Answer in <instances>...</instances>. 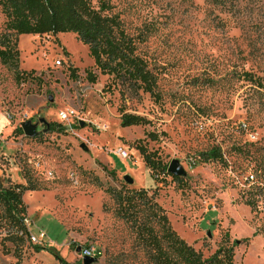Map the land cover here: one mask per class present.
Wrapping results in <instances>:
<instances>
[{
	"label": "rangeland",
	"instance_id": "374dc122",
	"mask_svg": "<svg viewBox=\"0 0 264 264\" xmlns=\"http://www.w3.org/2000/svg\"><path fill=\"white\" fill-rule=\"evenodd\" d=\"M104 1L155 77L154 95L103 74L75 33L14 36L18 69L0 59V187H28L27 175L36 189L22 197L28 235L0 205V264H60L34 251L30 234L42 232L41 246L69 264H83L77 249L88 246L103 252L95 264H154L111 195L141 189L204 258L239 241L235 264H264V0ZM8 34L0 6V49ZM124 114L147 123L123 127ZM28 121L35 138L17 131ZM141 146L186 175H153ZM213 150L222 157L206 160Z\"/></svg>",
	"mask_w": 264,
	"mask_h": 264
},
{
	"label": "trees",
	"instance_id": "16d2710c",
	"mask_svg": "<svg viewBox=\"0 0 264 264\" xmlns=\"http://www.w3.org/2000/svg\"><path fill=\"white\" fill-rule=\"evenodd\" d=\"M94 1L0 0L10 32L2 42L1 61L18 69L20 51L15 35L55 36L75 33L79 41L89 47L96 67L103 74L127 80L135 87L154 95L156 79L148 70L146 62L136 55L134 40L125 32L117 15L107 14L111 10L107 2L98 0V6H95ZM87 77L91 83H96L97 78L91 72L87 73ZM121 121L123 127L147 123L144 118L130 114H124ZM47 127L52 132H56L57 127L61 131L65 129L58 124H48ZM17 131L23 134L21 128ZM140 152L153 175L160 172L168 174V167L156 160L147 148L141 146ZM206 157V160H213L222 156L219 150H213ZM25 179L30 186L0 187V205L6 207V212L1 217L11 219L10 223H14L17 233H22L21 237L28 235L24 223L27 212L22 197L26 191L36 189L27 175ZM111 195L118 205V217L133 224L141 243L152 250L150 256L154 264H235L234 247L239 241H235L233 246H221L211 256L204 258L172 229L165 211L148 196L145 189L114 190ZM141 214L145 217L144 221L140 218ZM34 251L47 252L60 264H69L53 246L34 245Z\"/></svg>",
	"mask_w": 264,
	"mask_h": 264
},
{
	"label": "water",
	"instance_id": "95a60500",
	"mask_svg": "<svg viewBox=\"0 0 264 264\" xmlns=\"http://www.w3.org/2000/svg\"><path fill=\"white\" fill-rule=\"evenodd\" d=\"M50 101H52V98L50 99ZM40 122L42 124H45L46 126L48 125V123L44 119H41ZM38 126H39L38 124H33L31 121H28V122L23 123L21 128L25 136L29 138H35L39 133L37 130ZM168 173L174 177H183L186 175V171L184 170L183 166L178 160H174L171 162V164L168 167ZM124 180L128 184L134 183L133 179L130 178L129 176H125ZM80 252H81V247H78L77 253L80 254ZM97 261H98L97 258H91V257H84L82 259L83 264H95Z\"/></svg>",
	"mask_w": 264,
	"mask_h": 264
},
{
	"label": "built area",
	"instance_id": "2783aa9c",
	"mask_svg": "<svg viewBox=\"0 0 264 264\" xmlns=\"http://www.w3.org/2000/svg\"><path fill=\"white\" fill-rule=\"evenodd\" d=\"M62 61H57L56 65L61 66ZM68 118V116H64V120H66ZM118 156L122 159V160H128L130 158L129 154L124 152V151H119ZM73 178V176H72ZM254 179V176L251 177V180ZM30 240L32 241V243H34L35 245H43L45 243H47L46 241V234L45 233H40L39 236L35 235L34 233L30 234ZM80 257L81 259H83L84 257H91V258H100L101 256H103V252L100 248L96 247V246H88V247H81V252H80Z\"/></svg>",
	"mask_w": 264,
	"mask_h": 264
},
{
	"label": "crops",
	"instance_id": "0c3cea01",
	"mask_svg": "<svg viewBox=\"0 0 264 264\" xmlns=\"http://www.w3.org/2000/svg\"><path fill=\"white\" fill-rule=\"evenodd\" d=\"M53 244V243H52Z\"/></svg>",
	"mask_w": 264,
	"mask_h": 264
}]
</instances>
